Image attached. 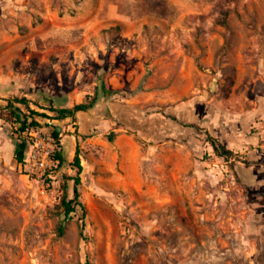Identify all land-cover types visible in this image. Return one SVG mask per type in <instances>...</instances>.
Returning <instances> with one entry per match:
<instances>
[{
    "label": "rangeland",
    "instance_id": "1",
    "mask_svg": "<svg viewBox=\"0 0 264 264\" xmlns=\"http://www.w3.org/2000/svg\"><path fill=\"white\" fill-rule=\"evenodd\" d=\"M23 96L98 119L40 118L25 165L0 120V264H264V0H0V106Z\"/></svg>",
    "mask_w": 264,
    "mask_h": 264
},
{
    "label": "trees",
    "instance_id": "2",
    "mask_svg": "<svg viewBox=\"0 0 264 264\" xmlns=\"http://www.w3.org/2000/svg\"><path fill=\"white\" fill-rule=\"evenodd\" d=\"M103 92L106 96H110L112 94L118 93L119 91L108 88L104 83ZM5 102L6 104L0 106V120H4L12 130V132L10 131L11 137H14L16 140V160L20 164L25 165L27 162L26 154L29 148L31 134L33 132H39L43 126L40 118L63 120L75 116L78 112L91 111L95 107L97 99L92 102L77 104L74 107L60 108L51 105L49 111L53 112L54 115L41 111V109L45 108L41 107L39 103L33 101L27 96L10 97L5 99ZM14 133L17 135L15 136ZM59 133V130H55L54 132V136L57 139H60ZM211 142L216 152L220 156L229 158L233 154V151L224 145L218 138L211 137ZM53 160L56 161V164L60 168L64 167L65 165H71L72 167L77 168L76 176L71 178L75 181L74 196L71 199L66 196L62 201L63 211L61 213L59 232L63 234L67 224L75 217L77 213L81 212L84 218L87 214L86 206L81 201L80 191V186L82 184L81 174L83 172V165L79 148L77 149V153L73 162H69L67 159L63 146L60 147V149H56V151L53 153Z\"/></svg>",
    "mask_w": 264,
    "mask_h": 264
},
{
    "label": "water",
    "instance_id": "3",
    "mask_svg": "<svg viewBox=\"0 0 264 264\" xmlns=\"http://www.w3.org/2000/svg\"><path fill=\"white\" fill-rule=\"evenodd\" d=\"M87 116H89V111L85 112ZM112 114L114 117L118 118L119 121H121L124 125L127 127L135 130V131H141L144 134H147L151 127L156 125V121H141L138 116L140 113L134 109L129 107L127 104L124 103H115L112 108ZM98 117H90L89 121L85 124L86 133L89 134V125L90 122H94L97 120Z\"/></svg>",
    "mask_w": 264,
    "mask_h": 264
},
{
    "label": "crops",
    "instance_id": "4",
    "mask_svg": "<svg viewBox=\"0 0 264 264\" xmlns=\"http://www.w3.org/2000/svg\"><path fill=\"white\" fill-rule=\"evenodd\" d=\"M85 112H86V111H85ZM85 112H84V113H85ZM89 112H90V111H89ZM85 114H86V113H85ZM89 114H90V113H89ZM95 121H96V120H95ZM95 121H94V122H95ZM124 136H125V135H124ZM126 138H128V140H129V138H131V137H129V136L127 135ZM123 140H124L123 137H121V138H120V141H118V142H119V143H120V142H123ZM125 140H127V139H125ZM129 143H130V145H131V144H132V145H131L130 148H129V147H126V149H127L126 151H127L128 155L130 156V158H131V160H132L133 163H135V162H137V161L139 162V157L136 156L137 145L131 143V139L129 140Z\"/></svg>",
    "mask_w": 264,
    "mask_h": 264
}]
</instances>
